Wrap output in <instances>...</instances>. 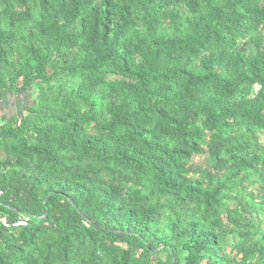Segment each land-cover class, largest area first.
<instances>
[{
    "label": "trees",
    "instance_id": "1",
    "mask_svg": "<svg viewBox=\"0 0 264 264\" xmlns=\"http://www.w3.org/2000/svg\"><path fill=\"white\" fill-rule=\"evenodd\" d=\"M0 192V264H264V0H0Z\"/></svg>",
    "mask_w": 264,
    "mask_h": 264
},
{
    "label": "rangeland",
    "instance_id": "2",
    "mask_svg": "<svg viewBox=\"0 0 264 264\" xmlns=\"http://www.w3.org/2000/svg\"><path fill=\"white\" fill-rule=\"evenodd\" d=\"M29 100V96H23V97H10L6 100L5 103V113H9L11 115H21L24 113V108L26 102ZM195 163L198 165L201 163V160L197 159L195 160Z\"/></svg>",
    "mask_w": 264,
    "mask_h": 264
},
{
    "label": "built area",
    "instance_id": "3",
    "mask_svg": "<svg viewBox=\"0 0 264 264\" xmlns=\"http://www.w3.org/2000/svg\"><path fill=\"white\" fill-rule=\"evenodd\" d=\"M1 194H2V193L0 192V196H1Z\"/></svg>",
    "mask_w": 264,
    "mask_h": 264
}]
</instances>
